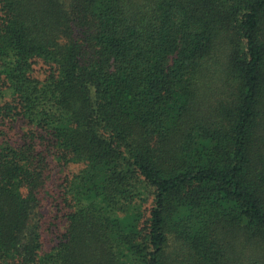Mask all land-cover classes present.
<instances>
[{
    "label": "trees",
    "instance_id": "16d2710c",
    "mask_svg": "<svg viewBox=\"0 0 264 264\" xmlns=\"http://www.w3.org/2000/svg\"><path fill=\"white\" fill-rule=\"evenodd\" d=\"M0 264H264V0H0Z\"/></svg>",
    "mask_w": 264,
    "mask_h": 264
}]
</instances>
